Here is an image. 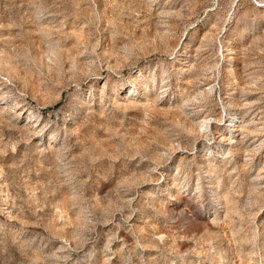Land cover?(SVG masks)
Instances as JSON below:
<instances>
[{
    "label": "rangeland",
    "instance_id": "obj_1",
    "mask_svg": "<svg viewBox=\"0 0 264 264\" xmlns=\"http://www.w3.org/2000/svg\"><path fill=\"white\" fill-rule=\"evenodd\" d=\"M0 264H264V0H0Z\"/></svg>",
    "mask_w": 264,
    "mask_h": 264
},
{
    "label": "bare ground",
    "instance_id": "obj_2",
    "mask_svg": "<svg viewBox=\"0 0 264 264\" xmlns=\"http://www.w3.org/2000/svg\"><path fill=\"white\" fill-rule=\"evenodd\" d=\"M232 127L238 128L239 126H238V125H236V124H234V125H232Z\"/></svg>",
    "mask_w": 264,
    "mask_h": 264
}]
</instances>
